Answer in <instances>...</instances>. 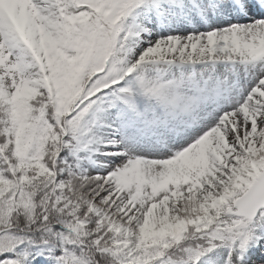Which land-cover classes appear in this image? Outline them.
I'll return each instance as SVG.
<instances>
[{"label": "snow or ice", "instance_id": "1", "mask_svg": "<svg viewBox=\"0 0 264 264\" xmlns=\"http://www.w3.org/2000/svg\"><path fill=\"white\" fill-rule=\"evenodd\" d=\"M0 264H264V0H0Z\"/></svg>", "mask_w": 264, "mask_h": 264}]
</instances>
